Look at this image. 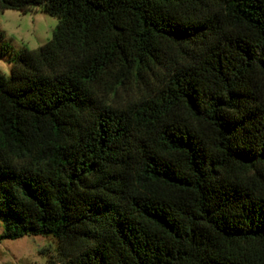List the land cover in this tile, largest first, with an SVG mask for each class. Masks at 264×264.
Wrapping results in <instances>:
<instances>
[{"label": "trees", "instance_id": "trees-1", "mask_svg": "<svg viewBox=\"0 0 264 264\" xmlns=\"http://www.w3.org/2000/svg\"><path fill=\"white\" fill-rule=\"evenodd\" d=\"M37 8L52 40L0 75V241L264 264V0H0Z\"/></svg>", "mask_w": 264, "mask_h": 264}, {"label": "rangeland", "instance_id": "rangeland-1", "mask_svg": "<svg viewBox=\"0 0 264 264\" xmlns=\"http://www.w3.org/2000/svg\"><path fill=\"white\" fill-rule=\"evenodd\" d=\"M59 22L40 8L28 13L13 10L2 13L0 33L4 40L0 43V75L10 76L13 60L24 50H36L51 41ZM4 230L0 220V237ZM57 249L58 241L53 236L29 235L3 240L0 241V264H48L55 260Z\"/></svg>", "mask_w": 264, "mask_h": 264}]
</instances>
